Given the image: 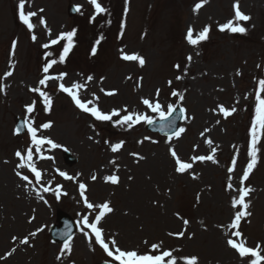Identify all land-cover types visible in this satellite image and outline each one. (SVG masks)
<instances>
[{
  "label": "rangeland",
  "instance_id": "374dc122",
  "mask_svg": "<svg viewBox=\"0 0 264 264\" xmlns=\"http://www.w3.org/2000/svg\"><path fill=\"white\" fill-rule=\"evenodd\" d=\"M19 2L0 0V84L5 86L0 92V257H4L0 264H94L104 259L95 239L92 237L90 243L78 229L70 241V252L57 260L63 245L53 243L48 235L58 210L68 212L78 223L84 215L90 217V222L94 219L98 210L87 209L77 192L78 181L86 180L93 171L97 181L86 191L87 199L94 205L109 202L113 212L105 215L99 227L106 241L114 237L121 250L143 254L157 244L161 250L179 249L173 251L178 264H183L181 257L193 255L199 257V264H249L250 258L242 260L225 242L231 231L238 230L241 237L233 239L253 248L260 244L264 255V133L257 144L258 162L244 182L252 189L246 197L251 215L242 218L238 229L227 227L237 210L232 208L231 200L238 198L240 178L249 160L255 90L259 79H264V0H238L239 10L250 17L239 22L246 28L245 33L219 30L229 20L235 23L233 5L237 0H207L196 12L193 8L199 0H128L127 12L125 0H99L108 10L101 15L95 14L88 0H26L27 13H37L31 19V31L14 19V5ZM70 2L80 6L73 18L66 14ZM94 15L95 19L90 20ZM41 17L47 27L40 23ZM205 26L210 28L207 39L190 45L185 39L188 28L194 30L195 37ZM73 30V46L63 62H59V56L66 40L48 48L41 46ZM101 36L93 55L91 49ZM13 40L17 44L10 56ZM122 52L139 54L145 64L123 60ZM52 59L57 63L44 73L46 61ZM5 72L12 75L4 77ZM61 73H66L62 80L58 78ZM45 75L57 79L39 85ZM60 83L66 87L84 85L78 90L79 97L93 100L104 113L119 110L121 115L132 112L156 117L142 99L158 100L164 108L179 103L187 109L180 126L185 131L169 140L146 132L143 124L128 128L110 121L95 122L75 109L71 98L58 89ZM34 87L51 97L49 111L44 110L39 94L30 91ZM173 91L183 99L171 96ZM30 104H34V111L28 114L25 106ZM219 105L236 111L225 117ZM19 115L31 119L39 137L62 146L44 145L41 153L52 159L39 162L33 148V160L42 172L39 185L34 184L28 169L16 167L19 160L15 152L24 154L31 144L28 134L14 135V117ZM49 122L51 127H40ZM121 141L123 147L112 152L110 144ZM64 148L77 162L67 165L62 160ZM169 148L182 161L192 162L193 168L176 173ZM197 155H214L217 163L193 162L191 157ZM234 156V171L228 173ZM54 169L75 179H64ZM16 171L28 175L35 187L16 176ZM111 174L118 175V184L105 182ZM229 182L232 189L227 187ZM57 185H61L59 199ZM42 186L52 191L43 192ZM183 219L190 222L186 235L169 236V232L185 230ZM32 232L36 235L30 236ZM24 237L29 238L27 245L19 243Z\"/></svg>",
  "mask_w": 264,
  "mask_h": 264
},
{
  "label": "snow or ice",
  "instance_id": "6c2138e0",
  "mask_svg": "<svg viewBox=\"0 0 264 264\" xmlns=\"http://www.w3.org/2000/svg\"><path fill=\"white\" fill-rule=\"evenodd\" d=\"M26 0H20L18 4L19 9V19L22 21L24 25L27 26L28 30L31 31L33 29V24L30 22V18L32 16H35L37 13L35 12H24ZM88 3L92 6L94 9V12L96 15H101L107 13V9L102 6V4L99 2V0H88ZM127 3L128 0H125V12H127ZM207 3V0H199V2L195 3L193 11H198L203 5ZM234 8V20H229L227 23L220 25L219 30H229L233 33H245L246 28L241 26L239 22L241 21H248L250 17L246 14H243L239 10V3L238 0L233 5ZM74 11H79L80 6H76ZM40 12L43 11V9L39 10ZM95 19V15L93 17H90V20ZM40 23L46 25V21L43 17L40 18ZM123 28V24L121 25ZM210 31L209 26H205L203 30H201L199 33H197L194 37L193 32L194 30L189 27L185 39L190 45H197L201 41H204L207 39V34ZM50 34V30H49ZM75 35V30L67 32V33H60L59 36L56 39H53L50 41V44H44L42 47L48 48L50 45H56L61 40H66L67 43L64 44L62 53L59 56V62H63L65 60V57L69 53L70 49L73 46V36ZM32 39L35 41L36 36L33 35ZM103 37L101 36L100 39H97L95 41V44L93 45L91 49V53L95 55L97 51L96 45H99ZM17 42L15 40L12 41V53L11 55H14V50L16 48ZM121 58L125 61H136L139 63L140 66H143L145 64V60L143 57H141L137 53L132 54H121ZM188 60H191V56L188 57ZM57 63V60L52 59L49 61H46L45 66L43 67V72L48 73L49 69ZM9 66L11 67V60ZM176 68H179L180 66L177 64L175 65ZM260 67V66H258ZM239 74V73H238ZM12 75L11 72H5L4 77ZM66 75V73H61L58 77L59 79H63V77ZM50 79H57V77L45 75L44 78L39 80V85L46 86V81ZM89 80H91V77H88ZM177 80L181 79V77L177 76ZM171 84V81L168 82ZM258 88L255 90V116L251 120V127H250V142L248 144L247 149V155L249 157L248 163L246 167L243 170V175L240 178V187L238 189V198L233 197L231 200V206L233 209H237L235 211L234 217L231 218L230 224L227 226L229 229H238L240 222L242 218L246 216H250L251 213L248 211L249 203L246 201V197L249 196L250 192L252 191L251 188L245 187L244 182L248 179L250 173L256 166L258 162V152L259 149L257 147L258 142L261 140V134L264 133V79H259L258 81ZM84 85L74 83L70 87H66L63 83H60L58 85V89L66 93L74 103L75 107L79 110H81L84 113L90 114L92 117L95 118L97 121H110L113 123V125H127L128 128H132L133 125L140 123L141 121L145 124L152 125L154 123L153 118L151 116L142 114V113H132L128 112V114L121 115L120 111L112 110L110 113H104L102 112L98 105L94 103L93 100H87L82 101L81 98L78 95V90L83 88ZM5 90V86L0 84V92H3ZM30 91L36 92L39 94V97L42 98L43 104H44V110L49 111L52 105V99L51 97L45 92L42 91L40 87H34L31 88ZM107 95H113V92L106 93ZM159 94V89H157V95ZM180 96V99H183V96L177 93L176 91L172 92V96ZM95 100H98V97H94ZM143 105H145L148 109L151 110L152 113L158 114L159 117V125L160 130L165 131L166 129H174L175 127V121L171 119L173 113L176 111V108L174 105L169 104L167 106V110H164V107L159 103L157 100L156 102L151 101L150 99H142L141 101ZM91 105V107H89ZM26 112L28 114H31L34 111V104L26 105ZM219 111L225 116H229L232 113L236 111V109L233 107L231 109H226L223 105H219ZM125 112H127V109H124ZM181 116H184L186 113V109L180 108L179 109ZM113 117H119L116 120H113ZM219 121H217L218 123ZM41 128L47 129L51 127V123H44L40 126ZM26 128L28 135L30 136L31 144L26 149L25 153L22 154L21 151H16L15 156L18 158L19 163L16 165L18 169H28L29 172H31L35 177V183L40 184L42 180V172L38 170L36 167V163L33 160L34 152L33 148H35V153L38 155L39 159H52V157H44L41 155V150L44 145H49L51 148H58L62 147L61 145L56 144L51 139L46 137H38L37 132L38 129L33 126V123L31 119L26 116L24 118L23 124L19 127H17L14 130V134H20L21 129ZM185 131L184 128H179L178 130H173L168 134V139L171 140L172 136H175L177 138L180 137L181 133ZM205 131H208L205 129ZM201 135H204V133H201ZM89 139H92V137H89ZM145 139H150L149 137H145ZM106 144L109 143V141H105ZM206 143L211 144V140H207ZM123 147V142H118L115 144H110V148L112 152H117ZM67 151V149H65ZM216 149H212V153H215ZM169 153L174 161V171L179 174H184L188 172L190 169L193 168L192 162H185L182 161L177 152L173 148H169ZM133 156H136L138 159H143V157H140L139 154L133 153ZM191 160L194 161H211L212 163H217V161L214 158V155H197L191 157ZM111 163H115V161H111ZM232 166L228 167L227 171L228 173H232L234 171L235 165H236V157L234 156L232 158ZM60 176H62L64 179L73 180L74 177L69 176L67 173L62 172L60 170H56ZM16 176H18L22 181H27L29 184L32 183L28 175L23 174L21 171H16ZM79 175V174H78ZM193 178H196L193 176ZM91 179L95 181L97 179L96 175H92ZM105 182H110L111 184H118L119 183V177L116 174H111L109 176H106ZM131 179V177H129ZM229 181H231V176H229ZM49 184H51V181H49ZM228 189H232V184L229 182L227 185ZM60 185L56 186V198H60ZM43 192H49L52 191V188L49 186H42ZM79 191L81 199L83 200L84 206L89 209H97L98 212L95 214L94 219L90 222V217L88 215L82 216V219L79 221V230L83 233V235L89 239V242L91 243L92 236L95 238V244L99 245V247L104 251V253L107 254L108 257L112 258V262L114 264H178V259L173 255V251H179V249L176 250H161V246L157 244H152L150 251L147 253L140 254L136 250H121V248L118 246L116 239L113 237L111 240L106 241V239L103 236V229L100 228L98 225L100 224L103 217H105L106 214H109L113 212V208L110 206L109 202L105 201L101 204H93L88 201L86 196V185L84 183H79ZM66 194V193H65ZM36 195L40 199H44L42 196H40V191H36ZM197 202L200 199L199 194L196 197ZM47 203V201H45ZM80 215V214H78ZM177 217H179V214L177 213ZM182 219V218H181ZM189 220L183 219V225L185 226V230L179 231L177 233L169 232V236H177V237H184L186 235V226L189 224ZM42 229H38L37 231H41ZM71 229H68V231H65L63 233H60L62 237H64L63 240V246L60 248L61 255H57L56 259L60 260L62 258V255L70 252L71 250V244L70 241L72 240L71 236ZM30 236H35L36 232H32L29 234ZM241 232L238 230L231 231L230 235H228V238L226 239V245L232 249H234L239 257L243 260L246 258L249 259V264H262L264 262V255H261V245L257 244L255 248L246 246L244 241H239L233 239L232 237L239 238L241 237ZM189 239L192 237L189 236ZM14 241L17 239V237L12 238ZM19 243L22 245H27L29 243V238L24 237L23 239L19 240ZM147 243V242H145ZM111 245V247H110ZM15 251V249H13ZM8 255H11V252L8 253ZM4 257H0V259H3ZM183 261V264H199V257L193 255V256H185L180 258ZM105 264H109L108 261L105 262Z\"/></svg>",
  "mask_w": 264,
  "mask_h": 264
},
{
  "label": "bare ground",
  "instance_id": "6f19581e",
  "mask_svg": "<svg viewBox=\"0 0 264 264\" xmlns=\"http://www.w3.org/2000/svg\"><path fill=\"white\" fill-rule=\"evenodd\" d=\"M17 17H18V16L14 14V19L17 18ZM44 43H45V42H43V44H44Z\"/></svg>",
  "mask_w": 264,
  "mask_h": 264
}]
</instances>
